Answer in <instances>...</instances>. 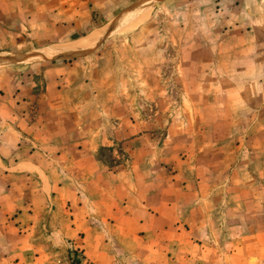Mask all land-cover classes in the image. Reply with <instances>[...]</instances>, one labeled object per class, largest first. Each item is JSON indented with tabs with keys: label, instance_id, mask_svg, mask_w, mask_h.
<instances>
[{
	"label": "rangeland",
	"instance_id": "obj_1",
	"mask_svg": "<svg viewBox=\"0 0 264 264\" xmlns=\"http://www.w3.org/2000/svg\"><path fill=\"white\" fill-rule=\"evenodd\" d=\"M17 55L52 156L1 172L0 264H264V0H0Z\"/></svg>",
	"mask_w": 264,
	"mask_h": 264
},
{
	"label": "crops",
	"instance_id": "obj_2",
	"mask_svg": "<svg viewBox=\"0 0 264 264\" xmlns=\"http://www.w3.org/2000/svg\"><path fill=\"white\" fill-rule=\"evenodd\" d=\"M61 11L62 13L59 11L55 12L54 10L51 11V14L49 15L50 18H48L49 21H47V29H51L53 31L54 28L50 27V23L57 22L58 15H66L65 7H63ZM36 21L38 22L40 19H37ZM61 21H65V19H62ZM33 27L34 25L30 27L28 24H24L22 28L29 31ZM51 89V85L48 83V95ZM18 94L21 95V93ZM14 111L16 119L12 120L5 118L0 121V127L3 129L0 133V175L2 172L4 176H10L11 178L18 180L19 177H16V175L26 173L31 171L30 169H34L36 167V164L34 163L36 158H49L52 156L49 152L50 148H48V146L47 148L44 146L40 148L39 144H51L53 142L50 138H48V136H40L35 140L30 134L31 132H34L36 126H39V123L42 127L47 125V123H44L46 122V119H41L42 117H40V109L37 107L34 109L30 108V104L22 100L20 104L16 103ZM1 116L2 115H0V117ZM43 149H45V151H43ZM33 163L35 165H33ZM2 183V180H0V188H3L4 184ZM9 202H14L12 197H8L6 195L0 196V207L2 209L8 207L7 204Z\"/></svg>",
	"mask_w": 264,
	"mask_h": 264
},
{
	"label": "bare ground",
	"instance_id": "obj_3",
	"mask_svg": "<svg viewBox=\"0 0 264 264\" xmlns=\"http://www.w3.org/2000/svg\"><path fill=\"white\" fill-rule=\"evenodd\" d=\"M145 17H147V16H146L144 10H140V11L136 12L127 21L124 22V24L121 26V28L119 30V33L123 34V33L134 31L140 25V22L141 21L143 22ZM81 43L82 44L86 43V41L84 40L83 42H80V44Z\"/></svg>",
	"mask_w": 264,
	"mask_h": 264
},
{
	"label": "water",
	"instance_id": "obj_4",
	"mask_svg": "<svg viewBox=\"0 0 264 264\" xmlns=\"http://www.w3.org/2000/svg\"><path fill=\"white\" fill-rule=\"evenodd\" d=\"M79 56H82L81 54H75V55H67L66 57L64 58H75V57H79ZM20 58H29V59H32V60H35V61H40L41 59L35 55H26V56H15L14 58L12 59H0V63H6V62H11V61H14V60H18Z\"/></svg>",
	"mask_w": 264,
	"mask_h": 264
}]
</instances>
